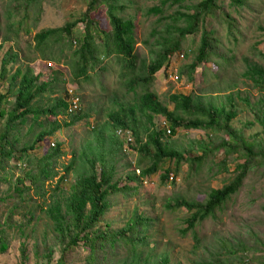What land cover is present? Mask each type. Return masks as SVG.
I'll list each match as a JSON object with an SVG mask.
<instances>
[{"label": "trees", "instance_id": "1", "mask_svg": "<svg viewBox=\"0 0 264 264\" xmlns=\"http://www.w3.org/2000/svg\"><path fill=\"white\" fill-rule=\"evenodd\" d=\"M159 3L147 9L148 16H155L162 26V41L153 51L154 57L150 63H144L142 75H133L127 86L135 89L147 87L164 66L179 52L184 51L183 42L190 36H197L201 32V41L196 57L188 66L190 80L196 70L212 56L217 55V46L220 39L216 29H209L211 19L221 18L232 32L237 27V21L232 11L242 9L253 10L255 0H231L230 8L226 9L220 0H150ZM261 1V0H259ZM39 9V0H19L16 7L31 8L32 3ZM193 3V4H192ZM132 0H89L87 11L75 21L55 29H44L35 35L37 48H52L59 43L64 45L67 38H75L70 46L71 52L68 64L71 67V82L81 85L82 80H91V70L102 66L100 72H105V59L117 56L125 64L126 72L134 73L137 69V39L136 15L133 12ZM23 7V8H24ZM177 8L178 11H172ZM181 8V10L179 9ZM99 11H103L100 14ZM244 13L240 12V15ZM100 15L109 30L103 26ZM85 23L82 33H75L79 24ZM52 54V53H50ZM223 58V56L220 55ZM17 58V57H16ZM57 63H62L61 57H51ZM14 58L4 60L0 80L7 78L6 65ZM28 66L21 67L9 79V90L6 95H0V248L7 244L6 229L17 228L23 236L26 233L24 222L15 223L14 217L20 210L29 216L27 222L40 220L38 212L44 214L50 222V235L43 242L44 253H40L36 246V255L52 259L55 250H60V258L56 264H67L69 252L82 247L90 249V255L85 264H113L114 253L117 248L127 247L130 259L120 264H171L170 260L156 253L157 246L151 245L152 219L133 210L127 218V223L118 229L112 227L107 215L111 210L110 198L118 193L131 194L138 187L121 185L123 177L116 178V155L122 150L123 143L113 137L109 130L114 129L131 131L135 137L136 150L142 161L148 165L141 169L139 176L128 175L127 180L140 182L141 179L151 176L160 170L162 164L167 168L161 174V181L166 182L172 174H177L181 167L188 165L191 171L204 167L210 159L216 160L223 150L225 158L218 164V173L228 172L229 156L237 161L235 171L237 175L222 189H211L204 201L178 199L174 209L185 208L190 216L186 219L185 235L210 217H215L217 211L238 194L244 181L252 170L263 171L264 174V141H250L234 130L232 121L237 118L235 110L227 111L225 107L204 101L205 98L194 94H172L170 102L174 110L164 106L157 93L147 91L140 97L137 105L126 106L120 104L117 111L109 115V121L102 128L94 131L96 141L72 153L68 164H63V175L53 189H47L45 183L58 175L56 167L63 156L62 146L59 143L49 144V149L42 157L33 155L46 138H51L62 128L60 116L69 114V102L63 98H48L47 106L40 107L39 103L44 94L53 93L58 89L57 74L51 81H41L42 73L34 75ZM244 76L253 83L254 87L264 90V67L251 65ZM99 78L102 75L99 74ZM15 95V105L8 111L3 108L7 95ZM65 91V90H64ZM234 108V107H232ZM81 111V110H80ZM78 111V112H80ZM71 115V114H69ZM140 115V116H139ZM44 116V119L41 117ZM157 116L165 118L169 124L171 134L178 128L187 130H204L225 133L227 138L214 147L209 143H200L201 155H192L191 151L172 146L164 140L167 137L166 129H157L154 119ZM85 113L72 116L70 122L64 125L71 126L86 118ZM52 118V119H50ZM146 119V122H142ZM258 120L264 125V99L259 108ZM28 131L23 135V126ZM45 129V130H44ZM144 131V133L142 132ZM145 136V141L143 140ZM13 160H18L23 166L24 175L15 178ZM139 164V167L142 163ZM173 163V165H170ZM147 164V162H146ZM72 178L70 190H66L63 183ZM30 181V184H27ZM2 186H8L6 191ZM35 191L37 199L31 195ZM7 205L8 213H2ZM149 251L145 252L144 249ZM22 254L27 258V246L22 244ZM153 258H156L152 260ZM144 259V260H143ZM252 264L250 260L232 262L229 259H220L219 263L206 264Z\"/></svg>", "mask_w": 264, "mask_h": 264}, {"label": "rangeland", "instance_id": "2", "mask_svg": "<svg viewBox=\"0 0 264 264\" xmlns=\"http://www.w3.org/2000/svg\"><path fill=\"white\" fill-rule=\"evenodd\" d=\"M18 1L0 0V74L4 60L7 57L14 58L12 63L6 65L7 78L0 80V95L8 93L9 79L17 69L29 66L34 75L42 73L40 82L51 81L57 74L58 89L53 93H45L39 103L40 107L47 106L46 96L61 97L70 102L72 91L81 99L80 112L87 115L69 127L64 125V122H70L74 114L60 116L62 128L51 138H46L37 151L32 152L33 155L42 157L49 149V144L59 143L62 146L63 156L56 167L58 175L47 180L45 183L47 189L56 186L64 172L63 164L69 163L73 152L84 148L88 142L96 141L94 131L103 129L109 121L111 112L120 109V104L126 106L139 104L140 97L147 91L157 93L161 103L170 110H174V104L170 102L172 94L202 96L205 98L204 101L225 107L227 111L235 110L238 115L232 121L234 130L250 141L254 139L264 141V125L258 120L264 90L255 88L244 76L251 65L264 67V0H255L253 10L240 8V12H244L242 15L240 12L232 11V16L238 24L232 32L221 18L210 20L208 28L216 29L220 44L217 46V55L204 62L193 74L194 80H190L187 68L193 63L198 52L201 32L183 42L184 55L183 52H179L170 59L146 88L136 86L135 89L127 86L128 81L133 75L136 77L142 75L144 63H150L154 58L153 51L159 47L158 41H162L163 29L158 18L148 16L146 13L147 9L158 4V1L132 0L133 10L128 11L136 15V71L126 72L127 75L124 76L125 64L117 56H110L103 63L107 70L100 72L103 65L97 66L90 71L91 80H82L81 85L71 82V67L68 64L74 49L70 42L74 43L75 38H67L63 46L59 43L52 50L37 48L34 38L44 29L60 28L78 19L87 11L89 0H39V9L34 7V2L28 9L24 6L16 7ZM230 2L231 0H220L226 9L230 8ZM172 11L178 9L174 8ZM99 13L103 14V11ZM102 16L99 18L103 26L109 30ZM85 26V23L79 24L75 33H82ZM155 29L161 36L154 31ZM51 57H61L62 63H57ZM99 74L102 78H99ZM7 96L3 108L10 111L15 105V95L11 91ZM142 122H146V119ZM154 123L157 129H165V123L169 126L162 116L155 117ZM3 125L4 123L0 127ZM27 131L28 126H23V135ZM109 131L114 134L115 139L123 143L122 150L116 155L118 170L116 178L123 177L121 185L138 187L131 194L117 192L110 198L112 207L107 219L112 221L114 229L123 227L127 223V218L137 208L140 213L152 219L150 231L152 247L157 246L156 253L167 257L171 264L219 263L220 259H229L236 263L244 259L250 260L252 264H264L263 171H250L240 192L217 211L215 217L208 218L194 231L185 235L189 211L170 206L175 205L178 199L204 201L211 189H222L230 183L237 175L235 171L237 161L234 160V156L227 158L230 169L228 172L218 173V164L225 158L222 150L216 160L215 157L210 158L203 168L191 171L186 164L177 174L173 173L165 183L161 181V174L167 168L166 164H162L157 173L141 179L140 182L131 183L127 180L128 175H141V169L148 165V161H142V156L132 149L136 147V142L131 131L128 133L132 141L123 134L118 136L114 129ZM142 132L144 133L143 130ZM225 138L226 134L218 131L178 128L173 134L167 133L164 140L179 149L191 151L192 155H201L203 152L198 146L200 143H209L214 147ZM143 140L145 141V136ZM12 165L15 178L24 175V166L18 160H13ZM71 179L62 184L66 190L71 189L73 184ZM27 184L29 185L30 181H27ZM7 187L2 186V190L6 191ZM31 195L37 199L34 190ZM22 211L17 212L14 221L19 223L23 220L26 233L22 236L17 228L6 229L7 244L5 248H0V264H56L61 254L59 249L55 250L51 260L38 257L35 253L37 245L40 247V253H44L43 242L46 236L50 235V222L40 212H38L40 220L27 222L29 216ZM2 213H8L7 205L3 207ZM22 244L27 246V258L23 257ZM144 251L148 252L149 249L146 247ZM89 255L90 249L82 247L81 244L76 251L69 252L66 262L85 264ZM114 258L113 264L128 261L130 251L127 247L117 248ZM154 259L156 258L152 260Z\"/></svg>", "mask_w": 264, "mask_h": 264}, {"label": "built area", "instance_id": "3", "mask_svg": "<svg viewBox=\"0 0 264 264\" xmlns=\"http://www.w3.org/2000/svg\"><path fill=\"white\" fill-rule=\"evenodd\" d=\"M71 96H73V97H72V103L70 105L69 112L73 113V112H75V111H77L79 109L78 107L80 106V99L77 96H75L72 91H71ZM75 98H77V99H75ZM165 128L168 129L167 133L171 134V130H170L169 126L167 125V123H165ZM128 132L129 131L125 132L123 130H119L118 131V135L123 134L125 137H129V141H132L130 133H128Z\"/></svg>", "mask_w": 264, "mask_h": 264}, {"label": "clouds", "instance_id": "4", "mask_svg": "<svg viewBox=\"0 0 264 264\" xmlns=\"http://www.w3.org/2000/svg\"><path fill=\"white\" fill-rule=\"evenodd\" d=\"M75 96H78L77 94H74ZM73 97V96H72ZM72 97H71V100H70V102H69V107H70V105H71V103H72ZM80 99V98H79ZM79 109L77 110V111H75V112H73V113H70L69 112V114H74V113H77L78 111H80V110H82V102H81V99H80V106L78 107ZM70 109V108H69ZM166 129V128H165ZM118 131L119 130H117V135H118ZM119 136V135H118Z\"/></svg>", "mask_w": 264, "mask_h": 264}]
</instances>
